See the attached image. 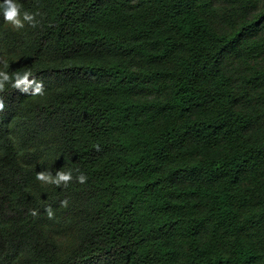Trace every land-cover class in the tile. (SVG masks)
I'll return each instance as SVG.
<instances>
[{
  "label": "trees",
  "instance_id": "1",
  "mask_svg": "<svg viewBox=\"0 0 264 264\" xmlns=\"http://www.w3.org/2000/svg\"><path fill=\"white\" fill-rule=\"evenodd\" d=\"M17 2L45 94L0 93V264H264V0Z\"/></svg>",
  "mask_w": 264,
  "mask_h": 264
},
{
  "label": "clouds",
  "instance_id": "2",
  "mask_svg": "<svg viewBox=\"0 0 264 264\" xmlns=\"http://www.w3.org/2000/svg\"><path fill=\"white\" fill-rule=\"evenodd\" d=\"M0 15L6 24L12 26V29L19 31L28 24L30 27L35 28L37 26L36 16L39 13H30L28 11H21V5L17 0H3L0 3ZM9 65L8 61L4 56H0V93L4 92L6 84H11L13 89L19 90L20 92L27 94L31 97L43 96L45 94V85L43 80H37L31 73V71H15L9 73L7 71ZM6 103L3 96H0V113L5 112ZM96 151H102L99 144L94 146ZM78 171V170H77ZM73 173L71 170L65 171L63 168L50 171L49 169L36 173V180L41 182L43 185H55L58 188L63 185L68 186L73 181ZM87 176L80 173L75 177V180L80 184L87 182ZM60 207L66 208L69 204L67 199L59 202ZM48 219H53L55 216V209L51 205L44 208ZM38 210H30V215L37 216Z\"/></svg>",
  "mask_w": 264,
  "mask_h": 264
}]
</instances>
